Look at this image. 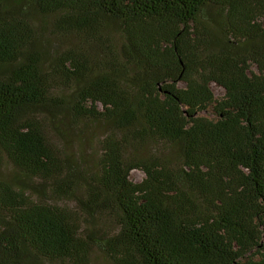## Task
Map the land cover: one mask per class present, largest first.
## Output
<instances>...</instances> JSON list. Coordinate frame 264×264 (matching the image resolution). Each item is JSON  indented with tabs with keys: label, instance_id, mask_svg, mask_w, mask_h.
<instances>
[{
	"label": "trees",
	"instance_id": "1",
	"mask_svg": "<svg viewBox=\"0 0 264 264\" xmlns=\"http://www.w3.org/2000/svg\"><path fill=\"white\" fill-rule=\"evenodd\" d=\"M0 150V264H264V0H0Z\"/></svg>",
	"mask_w": 264,
	"mask_h": 264
},
{
	"label": "rangeland",
	"instance_id": "2",
	"mask_svg": "<svg viewBox=\"0 0 264 264\" xmlns=\"http://www.w3.org/2000/svg\"><path fill=\"white\" fill-rule=\"evenodd\" d=\"M212 91L214 92L216 98L220 99L224 95V90L213 84ZM203 116L214 119L215 115L209 111L207 113H203ZM73 136V134H71ZM89 141L85 143L83 146L82 144L75 143V148L77 151L82 150L83 155H81V159L87 164L90 171H96V166L98 163V146L97 140L104 137V131L101 130L99 126H90V130L88 133ZM76 140V139H75ZM93 140V142H92ZM82 146V148H81ZM144 178V174L140 171H133L131 173L130 179L133 182H141ZM0 180L9 182L19 188H24V179L18 171H16L7 161V159L3 156L0 150ZM62 205H68L72 208H76L75 204L72 202H62ZM114 227V226H113ZM41 264V263H40ZM90 264H112L111 261L106 257L103 253L99 251H95L92 255Z\"/></svg>",
	"mask_w": 264,
	"mask_h": 264
}]
</instances>
